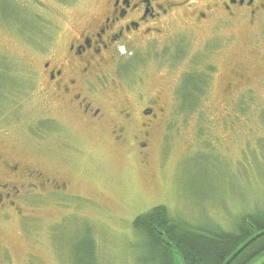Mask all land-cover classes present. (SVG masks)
<instances>
[{
  "label": "rangeland",
  "instance_id": "obj_1",
  "mask_svg": "<svg viewBox=\"0 0 264 264\" xmlns=\"http://www.w3.org/2000/svg\"><path fill=\"white\" fill-rule=\"evenodd\" d=\"M107 2L0 0V152L39 161L67 179L70 191L88 196L63 200L68 211L46 202L30 228L17 218L0 223V252H8L0 264H153L134 220L154 206L193 225L215 221L227 229L241 212L264 208V75L253 89L246 83L228 93L224 84L246 57L264 73V51L249 53L246 28L197 26L181 11L137 47L142 52L107 68L129 90V98L114 85L105 91L112 113L134 103L138 92L166 98L194 81L196 107L185 110L179 99L168 106L147 158L116 144L108 125L60 111L59 101L40 92L44 63L58 64L69 42L98 24L91 18Z\"/></svg>",
  "mask_w": 264,
  "mask_h": 264
},
{
  "label": "flooded vegetation",
  "instance_id": "obj_2",
  "mask_svg": "<svg viewBox=\"0 0 264 264\" xmlns=\"http://www.w3.org/2000/svg\"><path fill=\"white\" fill-rule=\"evenodd\" d=\"M181 11L190 15L197 26L213 23L246 28L251 33L249 53L264 51V0H108L100 14L91 18L100 20L98 24L88 26L69 42L67 53L58 64L51 59L44 63L38 72L44 81L40 92L59 101L60 111L77 112L91 126L108 125L109 136L116 144L130 145L147 158L153 130L167 118L168 106L181 100V90L166 93V98L160 94L145 97L138 92L134 103L112 113L111 99L105 97V91L114 85L128 97L129 90L108 69L116 59L128 55L130 61L142 52L137 47L163 33L171 24L168 21L179 17ZM246 58L239 59L238 67L232 69L224 83L228 93L240 84L247 83L253 89L258 79L263 81L264 73L259 75L257 67L251 65V57ZM70 186L67 179L39 161L29 162L0 152V223L8 224L17 218L19 227L30 228L46 202L55 200L68 211L69 204L63 200L88 199L70 191ZM63 219L64 216L61 223ZM6 253V249L0 252L3 256Z\"/></svg>",
  "mask_w": 264,
  "mask_h": 264
},
{
  "label": "trees",
  "instance_id": "obj_3",
  "mask_svg": "<svg viewBox=\"0 0 264 264\" xmlns=\"http://www.w3.org/2000/svg\"><path fill=\"white\" fill-rule=\"evenodd\" d=\"M194 85L190 78L176 88L185 110L196 107ZM134 227L149 240L153 264H251L264 256V208L241 212L227 229L215 221L193 225L160 205L138 215Z\"/></svg>",
  "mask_w": 264,
  "mask_h": 264
}]
</instances>
